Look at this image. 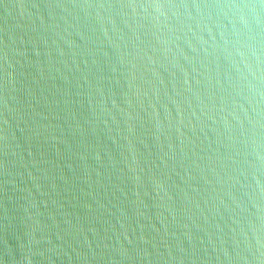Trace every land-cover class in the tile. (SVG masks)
<instances>
[{"label": "water", "instance_id": "obj_1", "mask_svg": "<svg viewBox=\"0 0 264 264\" xmlns=\"http://www.w3.org/2000/svg\"><path fill=\"white\" fill-rule=\"evenodd\" d=\"M0 264H264V0H0Z\"/></svg>", "mask_w": 264, "mask_h": 264}]
</instances>
